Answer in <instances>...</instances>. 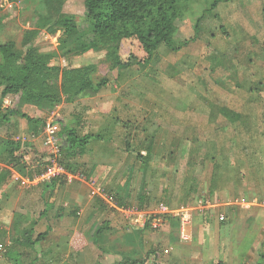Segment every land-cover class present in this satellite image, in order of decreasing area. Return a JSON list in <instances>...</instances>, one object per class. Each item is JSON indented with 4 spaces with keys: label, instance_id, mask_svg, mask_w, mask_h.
<instances>
[{
    "label": "rangeland",
    "instance_id": "obj_1",
    "mask_svg": "<svg viewBox=\"0 0 264 264\" xmlns=\"http://www.w3.org/2000/svg\"><path fill=\"white\" fill-rule=\"evenodd\" d=\"M213 1L193 0L178 22L175 41L188 45L178 52L163 46L148 66L132 67L120 79L116 71L109 72L103 52L61 59L64 67L96 63V80L108 76L111 85L96 97L64 103L48 116L36 113L49 124L56 120L72 123L76 118L83 132L93 134L94 139L88 153L77 160L78 173L66 171L71 180L64 187L72 188L61 187L45 198L41 197L43 184L24 187L12 178L29 179L27 172L11 168L8 182L0 187V244L12 246L16 220H37L46 204H53L54 210L36 228L38 234L50 227L48 238L34 249H13L21 258L0 253V264H15V259L30 264L35 258L34 264H114L126 255L152 262L156 260L154 251L163 255L160 261L169 264H176L174 260L207 264L208 252L195 227L190 242L170 232L169 222L159 230L136 228L142 232L130 241L133 227L129 228L113 197L119 193L125 198V207H139L137 196L142 191L152 200L145 206L146 213H154L162 205L195 210L203 196L213 210L219 204L232 205L229 211L240 210L235 205L252 200L250 217L235 221L243 224L241 233L234 237L238 246L227 250L239 258L231 264L252 260L246 257L253 246L249 219L264 211L259 207L264 196L248 198L241 193L245 190L239 183L245 179L248 186L253 166L261 171L259 184L264 185V97L257 91L264 92V0L221 2L208 12ZM84 2L68 0L64 6V12L75 15L81 27H85ZM38 11V0L17 4L0 0V17L4 18L0 44L13 40L20 45L24 32L35 28ZM202 15L201 33L196 38L194 27ZM223 29L229 37L222 35ZM58 37L43 32L34 43L48 52L57 47ZM13 102L12 97L6 99L5 107ZM223 107L242 113L245 123L227 122L221 113ZM44 133L31 134L26 121L13 118L0 131V171L10 169L3 161L4 139L33 145L48 161L50 148ZM152 136L153 155L145 166L146 145ZM125 141L130 151H126ZM73 189H77L79 201L71 205L68 201ZM76 210L77 216H71ZM198 214L204 212L195 211L193 224L200 219ZM225 214L216 210L214 215ZM105 222L111 230L96 245L95 234ZM258 250L260 258L264 248ZM260 260L264 264V258Z\"/></svg>",
    "mask_w": 264,
    "mask_h": 264
},
{
    "label": "trees",
    "instance_id": "obj_2",
    "mask_svg": "<svg viewBox=\"0 0 264 264\" xmlns=\"http://www.w3.org/2000/svg\"><path fill=\"white\" fill-rule=\"evenodd\" d=\"M6 1L12 4L26 2V0ZM67 1L38 0L39 11L35 28L24 32L20 45L13 40L0 44V131L17 117L26 121L31 134L38 135L49 126L46 118L37 117L38 111L48 116L64 103L74 104L81 98L96 97L111 85L108 76L96 80L99 72L96 63L64 67L61 65L62 58L70 60L103 52L109 72L116 71L117 79H120L122 73L132 67L148 66L161 47L165 46L172 52H178L188 45L186 42L177 44L175 35L178 22L184 18L193 0H85V27L80 26L75 15L64 12ZM230 1L214 0L208 12L215 10L219 3ZM203 19L204 15L200 16L195 24L196 38L201 33ZM3 20L4 18L0 17V33L3 30ZM43 32L52 36L59 35L58 45L54 50L42 52L34 43ZM222 35L229 37L225 29L222 30ZM255 89L258 87L253 88ZM257 91L263 98L264 92ZM11 97L14 100L13 105L5 107L4 101ZM221 113L227 122L233 125H243L247 119L242 113L224 107ZM52 123L60 128L58 133L60 153L57 160L67 172L77 174L80 168L77 160L87 154L94 135L83 132L82 123L76 118L72 123L61 120ZM125 143L126 151H130L129 143L127 141ZM154 144L155 136H152L146 145L145 166L153 155ZM2 146V154L5 155L3 161L10 169L1 171L0 186L9 180L12 175L11 168H22L25 173L27 172L28 177L33 179L47 172L54 158L49 155L46 161L35 146L22 143L20 140L4 139ZM59 183L66 185V176L41 183L40 185L43 184L45 187L43 197L45 198L46 194L52 195ZM137 200L141 210H145V206L152 201L143 191L138 194ZM199 200L209 201L205 196ZM113 201L119 207L125 206V198L119 193L114 195ZM51 210H54V205L46 204L37 220L28 222L25 219L23 223L15 221L16 235L12 237V246H9L5 252L9 257L21 258V255L13 249L18 246L34 249L37 244L43 243L48 238L51 233L50 228L39 234L36 228L39 221L46 219ZM58 211L62 212V209ZM59 212L57 215L61 217ZM71 216L76 217L77 211ZM166 219L167 222L172 220L170 217ZM110 230V224L103 223L95 234V244L98 245ZM132 232L133 234L128 236L130 241H134V235H139L142 230L137 231L133 228ZM154 253L156 254L155 251ZM36 261L35 258L30 264ZM15 264L22 263L15 259ZM114 264L169 263L160 261L158 257L155 261L149 262L146 258L126 255Z\"/></svg>",
    "mask_w": 264,
    "mask_h": 264
},
{
    "label": "crops",
    "instance_id": "obj_3",
    "mask_svg": "<svg viewBox=\"0 0 264 264\" xmlns=\"http://www.w3.org/2000/svg\"><path fill=\"white\" fill-rule=\"evenodd\" d=\"M91 143H90V145H91ZM90 145H89V147H90ZM87 153H88V151H87ZM252 168H253V170H252L251 174L253 176L252 178L254 179V182H253V179H251V180L249 179V184H248V186H246L247 181L245 182V179H244L243 180L244 182L241 181L239 183L242 185L241 189L245 190V191H242L241 193L248 194L249 196H247V197L250 199L253 197H256V195L257 196L258 195L264 196V185L261 186L259 184V183H261L260 177H259L261 171L259 169H257L256 167L252 166ZM64 186L65 185H61V184L59 186L57 185L56 190H59L61 187L62 188H72V186H67V187H64ZM44 188H43V192L41 193V197H43ZM61 200H62V198H61ZM78 201H79L78 191H77V189H73V197L69 198L68 202L71 205H73L74 203L77 204ZM251 201L252 200H249V202L246 201V202L238 203L237 205H235V206H238L236 208H239L240 210L229 211L228 207L229 206L231 207L232 205L225 207L223 204H219V205H214V207L216 208V209H214L215 211L213 210V207H212V208L204 211V214H201V215L198 214L197 215L198 217H200V219L198 218L197 222L194 224L192 223V225L189 227L188 233L190 235V239L188 241L189 242L192 241L193 234H194V227H195L197 230V234L199 235V238H201L200 242H201V244H203L204 250L206 252H208V256H207L208 263L207 264H231L233 262L238 261V259H239L238 256L233 252L228 253L227 250L231 249L233 246L234 247L238 246L237 244H235V238L234 237H235V235L238 236L241 233V227L243 224L240 222L235 223V221L237 220V218L238 219L241 218L242 220H244V217L246 219H247V217L248 218L250 217L249 215H250V212L252 211V206H253V203ZM65 205H66V203H65ZM217 207H219V209H217ZM260 208L262 210H264V208H262V207H260ZM225 209H227V211H225ZM55 210H57V209H55ZM216 210H219L221 212L226 213L225 214V217H226L225 221L220 222L218 219L219 217L214 215ZM72 213H70V215ZM249 220H250V222L248 225V233H250L249 239L252 241L253 246H251V250L248 252L246 257H249V259L251 258L252 260H249V262H245V263L246 264H259V261H261L260 259L264 258V254L261 255L260 258H258V255H257V252L259 251L258 248L259 247L264 248V211L260 212L258 214H255V217L253 214L252 218ZM168 222H169V224H167V223L166 224H167L168 228H170V230H171L170 232L173 231L175 233H178L179 237H180L179 221L172 219ZM193 222H194V220H193ZM200 223H202V224H200ZM48 228H50V227H47L45 229V232L47 231ZM180 239H181V237H180ZM241 244H242V242H241ZM250 252L253 253V256L251 255ZM155 255L160 260H163L162 254L156 253ZM156 257H155V259H156ZM216 259H218V262L215 261ZM174 261L176 264H180V262H178L177 260H174ZM253 261H254V263H253ZM203 263H204V261L201 264H203ZM181 264H182V262H181Z\"/></svg>",
    "mask_w": 264,
    "mask_h": 264
},
{
    "label": "built area",
    "instance_id": "obj_4",
    "mask_svg": "<svg viewBox=\"0 0 264 264\" xmlns=\"http://www.w3.org/2000/svg\"><path fill=\"white\" fill-rule=\"evenodd\" d=\"M59 126L57 124H49L48 128L44 133V140L46 145L50 148L49 155L54 158L51 160V167L49 170L41 175L35 176L33 179H25L19 175L13 176V181L20 183L22 186L29 188L30 186H37L46 181H51L62 176H66V179L71 180L70 175L66 172V169L58 162L57 156L60 153V146L58 145L59 140ZM54 171V172H53ZM62 175V176H61ZM36 181V182H35ZM198 208L192 209L188 206L179 209H169L167 206L162 205L158 211L154 213H146L139 207H119V212L122 214L126 223H128L129 228H139L144 229L147 226L153 230L161 229L166 223L168 217L178 220L180 224V237L183 240H189L190 235L188 233L189 227L192 225L195 211L200 210L204 212L210 209V201L198 200ZM260 207L264 208V198L259 204ZM220 220L225 221V215H220ZM7 251V245L0 244V253H5Z\"/></svg>",
    "mask_w": 264,
    "mask_h": 264
}]
</instances>
